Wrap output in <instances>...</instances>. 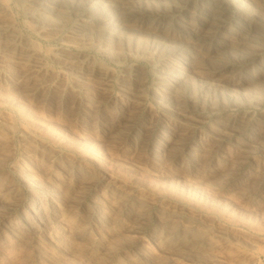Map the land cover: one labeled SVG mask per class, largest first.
I'll list each match as a JSON object with an SVG mask.
<instances>
[{
    "label": "rangeland",
    "instance_id": "374dc122",
    "mask_svg": "<svg viewBox=\"0 0 264 264\" xmlns=\"http://www.w3.org/2000/svg\"><path fill=\"white\" fill-rule=\"evenodd\" d=\"M5 1L4 20L23 41L17 50L0 48V134L11 126L9 142L0 143V183L19 193L10 207H0V264H264V0H124L136 11L114 14L127 20L125 36L108 46L100 30L79 31L90 21L82 0H54L50 7ZM60 6L63 13L48 11L52 18L39 32L33 15ZM142 13L134 32L128 20ZM153 19L168 38L145 30ZM205 37L209 49L200 51ZM156 40L164 46L155 49ZM27 44L38 59L21 58ZM181 46H196L203 56L182 65L187 82L169 102L162 85ZM83 58L88 65L81 69ZM64 166L83 170L82 187L75 196L61 184V201L84 198L86 210L76 220L94 239H62L41 229L13 238L9 225L26 224L25 199L35 194L50 204L56 195L48 175L29 177L26 168ZM113 185L122 196L150 200L137 208L145 213L137 230L129 229L132 215L123 206L108 224L91 218ZM168 217L196 234L159 249ZM202 234L218 242V251L195 244Z\"/></svg>",
    "mask_w": 264,
    "mask_h": 264
},
{
    "label": "bare ground",
    "instance_id": "6f19581e",
    "mask_svg": "<svg viewBox=\"0 0 264 264\" xmlns=\"http://www.w3.org/2000/svg\"><path fill=\"white\" fill-rule=\"evenodd\" d=\"M4 1L5 0H0V15L3 16L0 19V48H11L17 50V48L23 41V37L15 31V26L6 22L8 20L6 18V15L8 14L7 11L9 10H7L8 5H6V1ZM53 1L54 0H39L40 4L44 5L45 7L52 6ZM82 2L84 8L83 10H85V12L89 14L87 15V17H90V21H88L89 24L87 21L85 23H81V27H79V31L81 33L85 32L88 35H93L97 30H100L103 38L105 39L103 41L107 46L111 44L112 41L121 40L123 36H125V32L123 30L126 28L125 25L127 20L122 18L121 16H116L114 14L116 12H119L120 10H125L131 11L127 13H130V15H132L133 17L134 11L136 10L132 8L130 3H128L127 1L125 2L124 0L122 2H119V0H82ZM103 2L105 3L103 4ZM96 7L99 9H95ZM48 11L58 12L62 14L64 9H62V6L57 9H45L44 7L42 9H39V12L33 15L34 19L37 20L39 32L47 29V21L52 18ZM146 16V13H142L141 16L129 18L128 21H130L131 23L130 29L134 32L140 30V27L144 23V18ZM161 17L162 16L160 15L158 19H160ZM4 19H6V21ZM158 19L151 20L149 25L145 27V30L147 29L149 33L161 37L162 39H166L168 38L169 30L163 29L162 32L165 31L166 34L163 33L162 35H160V33H157V31L161 29L160 25L158 24ZM96 26L98 27V29ZM219 26L220 25L216 26V29H218ZM207 32L208 30H206V33ZM216 32L217 30L214 31L212 35L208 34V37H214ZM203 35L206 36V34ZM208 37H205V39L202 41L203 43H200L198 50L208 51L209 46L206 48L204 47V43L208 42ZM162 46H164V41L156 40V42L153 43V47L155 49H159ZM19 53L21 55V58L33 57L38 59L40 56L39 53L35 51L29 44L23 47L22 51H20ZM174 55V61L170 62V69L167 71V82H165L166 85H162V89L164 90L163 96L169 102L174 100V96L176 95L178 88L186 84L187 82V73L182 68V65L190 66L192 65L193 60L198 59L200 56H203L198 53L196 46L193 49L183 46L178 48L176 47V49H174ZM79 62V67L81 69L86 68L88 65L86 58L81 59ZM69 64L71 66L76 65V63L73 61L69 62ZM230 87L232 90H237L240 87L239 82L232 81L230 83ZM5 129V133L0 134L1 145L3 142H9V132L11 126H9L8 124L6 125ZM168 142L169 141H167L166 143ZM2 149L3 146H0V150ZM32 168L31 170L29 168H26L29 170L26 171L28 176L34 178L37 175H48V186L52 189V191H56V195L53 197L51 196L50 204L43 198V196L35 194L29 195L25 199L27 207L21 214L22 220L26 222L25 227H23V229H20L15 224L9 225V230L13 234V238L15 237L17 238L16 240L19 239V241H21L25 238V234L30 235L36 229H41L49 231V233L55 231L57 236L62 239L70 238L73 241L94 239V235L87 228V226L85 225L83 227L84 222H82V220H76L80 216H82V213H84L86 210L84 209V198L80 200L78 199V201H75L74 198L73 200H69L66 205L62 203L60 198L63 191V188H61L60 185L63 183L67 182L65 188L67 193L74 194L76 196L81 191L80 188L82 187V180L80 179V176L83 170H81L80 168H75L74 166H72L71 168L68 167L70 168V170H72L71 172L68 171L67 167L63 169H60L58 167H50L49 171H40L37 167L33 169ZM72 172L73 174L71 175ZM113 187L114 188L107 190L105 194L98 197V202L96 203L93 211V216H91V218H93L94 223L102 224L103 222L105 224H108L112 215L116 214L120 206H123V209L127 211L126 213H130L132 215L133 223L129 226V229L137 230L140 227L141 223L139 221L145 218V213L140 212V210H138L137 208L141 205L149 206V204L151 203L150 200L141 195L138 197L136 196L135 198L130 195L126 197L122 196L119 191V193L116 191L118 186L113 185ZM74 195L71 197V199L75 197ZM18 196L19 193L14 184H10L7 182L0 183V207H10L12 204H14V201H18ZM171 219V217H168L162 223L163 225L161 226V231L159 233V238L157 241V243H159V249H162L160 244H171L181 236H183L184 239L190 238L191 240L192 236L196 234L194 233L195 230L190 226H174V223ZM113 223L115 224L116 220H114ZM199 243L202 245L207 243L209 245V248L214 251H218L219 249L218 242L214 238H207V236L203 234L200 236V240H197L195 242V244ZM176 246L177 249L182 248L181 246H183V242H177ZM160 252L163 255L165 254V251L160 250ZM163 262L164 264H185L178 260H166Z\"/></svg>",
    "mask_w": 264,
    "mask_h": 264
}]
</instances>
